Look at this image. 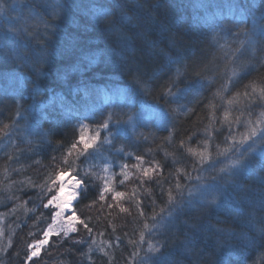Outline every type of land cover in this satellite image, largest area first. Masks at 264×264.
Segmentation results:
<instances>
[{
    "label": "trees",
    "instance_id": "1",
    "mask_svg": "<svg viewBox=\"0 0 264 264\" xmlns=\"http://www.w3.org/2000/svg\"><path fill=\"white\" fill-rule=\"evenodd\" d=\"M13 1L2 0L0 18V32L19 33L0 39L9 53L0 55V264H23L27 244L42 238L51 220L37 194L46 202L63 174L87 182L72 210L93 231L77 221L76 232L51 236L36 264H264V144L246 142L241 151L249 145L254 151L242 170L230 177L219 173L221 193L193 197L163 229L153 227L152 219L171 210L169 188L179 199L177 178L187 198L188 187L218 174L210 161L203 171L193 170L200 154L217 159L218 170L239 153L233 148L217 157V146L238 145L264 121V22L258 20L264 0H59L51 7V0ZM45 22L57 26L49 40ZM219 24L228 30H209ZM44 51L50 63L38 61L36 53ZM18 101L30 112L33 106L35 113L42 110L46 118L30 115L29 124L36 121L46 137L25 126L16 114ZM61 105L87 112L85 138L110 113L123 131L109 136L101 130L87 153L78 156V145L68 156L80 130L65 119ZM159 107L168 110L170 123L161 124ZM110 128L115 133L111 122ZM156 164L162 171L144 177L143 170ZM185 173L202 181H188ZM105 181L125 195L113 199V192H105L100 200ZM32 183L42 189L28 187ZM221 195V208L206 205ZM150 242L166 243L149 252Z\"/></svg>",
    "mask_w": 264,
    "mask_h": 264
},
{
    "label": "snow or ice",
    "instance_id": "2",
    "mask_svg": "<svg viewBox=\"0 0 264 264\" xmlns=\"http://www.w3.org/2000/svg\"><path fill=\"white\" fill-rule=\"evenodd\" d=\"M51 3L59 4V0H51L49 3V7H51ZM198 7H203V5H197ZM230 7H235L232 5H229ZM5 8L0 6V13H4ZM55 15H59V8L56 9ZM256 18V17H254ZM42 19V18H41ZM242 19V18H241ZM259 21L264 22V12H261L260 16L258 17ZM57 26L55 24H47L45 22V28H44V35L45 39L49 40L56 34ZM209 30L212 31L214 34H219L220 32H224L228 30L227 25L219 24V25H209ZM243 31V30H241ZM26 33V30H24ZM51 33V35H49ZM9 34L12 35H19L14 29L8 28L0 32V39H3L5 41L8 40ZM28 38L25 40V46L27 47L31 43V34H27ZM260 36L262 41H264V23L260 26ZM243 41L241 42V46H243ZM253 43V52H255L254 42ZM41 47H45L42 42H40ZM35 47V45H33ZM0 55H9V53L5 52L4 48L0 47ZM38 57V61L40 63H50V57L47 54L46 51L44 52H37L36 53ZM15 58V57H13ZM45 73L42 70L37 71V75H44ZM140 74V69L137 67L135 70L134 79L137 78ZM36 91V89H34ZM167 95V94H166ZM262 95H264V90H262ZM88 96V93L85 92V97ZM107 102V101H106ZM17 115L21 116V119L25 122V126L30 128L31 131L38 136L46 137L48 135V131L46 129H43L36 121H33L32 124H29V117L30 115L35 114L39 120H42L46 117L42 115L41 113H35V106H33L32 111L30 112L27 109H23V106L19 104V101L17 102ZM61 108L63 110V115L65 119L68 122H73L72 124L73 128H79V136L73 142L69 149H68V156H71L73 153V150H76L78 145L82 146V151L78 153L79 155H83L84 153H87L89 148L92 144H94L98 138L101 135V130H107L109 136L120 134L123 131V128L121 127V121L120 120H113L112 119V113L109 114L108 119L103 120L101 124H99L95 130V133L92 135H88L87 138H85V131L88 130L89 125L85 123L84 121L88 119L87 112H81L80 109L76 105H69L68 109L64 110L63 105H61ZM160 112L161 117V124H167L170 123L172 120V117L169 116L168 110L159 107L158 108ZM110 122L112 126L116 129L115 133H113L112 129L110 128ZM249 125H251V121L248 122ZM259 123V122H258ZM7 127V125H5ZM257 131L260 132L259 139L253 140V137L257 136ZM232 139L231 134L228 137H225V140L228 141ZM252 140L253 144H264V129H258L256 127H250L249 128V134L244 135L242 139L238 142V145L233 144L228 147H225L223 149H220L219 146H217V157H227L235 148L236 152L239 153V158L237 159H229L227 163L223 164L222 167H220L218 170L215 168V165L219 162L217 159L213 158L212 155L209 153L207 155L200 154V159L196 161L193 165V170H197V167H199V170L203 171L204 166L207 162H211L208 164V167L211 168L214 171H217V175H214L209 178V182L207 183H200L195 187H188L187 188V198L184 196V188L185 185H181L179 182V178H177L176 184H175V190L176 193L179 196V199H177L176 196L173 195L172 189L169 188L167 190V197H168V205L171 206V210H169L165 215H160L159 220L157 221L156 217L158 214H154L152 219L156 221V223L153 224V227H159L160 229H163L166 227V220L172 219L174 214H178L181 212L185 205H191L193 197H204L206 193L212 192V193H221L222 186L219 183V173H227V175L230 177L232 176L236 171H240L245 167V157L248 155L249 151H254L252 149L251 145H249L247 148H244L243 151H241V148L244 147L247 141ZM110 142V141H109ZM183 143V142H181ZM207 147V145H205ZM127 155H131V153H128ZM11 159V157H10ZM137 161H142L143 157L137 155L135 157ZM65 163L67 162V157L64 158ZM126 167V166H125ZM157 169H160L162 171L161 165L156 164L154 168H145L143 170L144 177H148L149 179H152V177L149 176V171H157ZM183 169H177V172H181ZM88 174L86 173V176ZM185 178L188 181H191L195 179L196 181H202L201 176H196L193 178L190 173H185ZM86 181L80 182L78 184L77 191H79L80 187H83L85 191H87L86 187ZM122 183V181H121ZM156 183L160 185L161 188V195H164L165 189L161 185V182L159 179L156 180ZM28 187L30 188H41L42 186L37 184H29ZM60 192H63V187L61 186L59 189ZM105 192H113V199H119L120 197L124 196L125 194L120 191H114L111 187H109L108 182L105 181L104 189L99 194V199L104 200L105 199ZM73 198H75V194H73ZM37 199L41 201V206L44 209H47L49 212V218L51 220V223L47 224V227L42 231V238L35 239L33 243L27 244V250L25 252L24 262L23 264H36V258L40 256V250L42 246L48 244V238L55 232L57 235H60L61 233L64 236H68V234L74 233L77 231V221L79 225H81L89 234L92 233L93 229L89 227L88 222L86 220H81L76 216V212L74 210H71V204L72 201L70 199H66L61 197L59 194L52 195L50 198L46 199V202H44V197L41 193L37 194ZM226 197L221 195L220 201L218 202L215 196L206 201V205L209 208H212L213 206L217 209L221 208L223 205L224 200ZM204 202V201H201ZM53 204L55 207L53 208ZM111 207V205H109ZM121 211H125L124 209H121ZM165 210L161 209V213H163ZM140 215H143V210H140ZM90 219V218H88ZM145 228L148 227L147 224L144 225ZM264 231V230H262ZM29 235H32L29 233ZM117 240H119V237H117ZM141 242L144 240V234L141 233L140 236ZM82 241H77V243H81ZM135 243V242H133ZM166 242L160 243L159 247L154 246L151 242L148 244V251L149 252H159L160 247H164ZM103 250V249H101ZM133 255H138V253H133Z\"/></svg>",
    "mask_w": 264,
    "mask_h": 264
},
{
    "label": "bare ground",
    "instance_id": "3",
    "mask_svg": "<svg viewBox=\"0 0 264 264\" xmlns=\"http://www.w3.org/2000/svg\"><path fill=\"white\" fill-rule=\"evenodd\" d=\"M59 182H60V187L61 186L63 187V192L58 191V194L61 197L66 198V199H70L73 202V200H74L73 194H75L76 189L78 188V184L66 175L61 176ZM71 206H72V204H71ZM52 207L54 208L55 205L53 204Z\"/></svg>",
    "mask_w": 264,
    "mask_h": 264
},
{
    "label": "rangeland",
    "instance_id": "4",
    "mask_svg": "<svg viewBox=\"0 0 264 264\" xmlns=\"http://www.w3.org/2000/svg\"><path fill=\"white\" fill-rule=\"evenodd\" d=\"M13 2H14V3H17L15 0H14ZM0 6H2V7L4 6L2 0H0ZM3 15H4L3 13H0V18H1ZM263 124H264V121H262V122L259 121V123H257L254 127H256V128H258V129H263ZM259 134H260V132L257 131V136H259ZM63 175H68V176H69V174H63ZM63 175H59V176L57 177V191H56L55 195L58 194V191H59V188H60V182H59V180H60V177L63 176ZM69 178L72 179V178H74V177H70V176H69ZM74 179H75V178H74ZM75 182H76L77 184H79V182H78L76 179H75ZM78 192H79V191H77V189H76V192H75V198H74L73 202H74L75 199L77 198ZM73 202H72V205H73ZM71 210H72V206H71ZM50 223H51V222H50ZM61 234H62V233H61ZM70 234H72V233L70 232L68 235H70ZM54 235H57V234L54 233V234H52L51 236H54ZM51 236H50V238H51ZM48 242H49V241H48ZM40 252H41V251H40Z\"/></svg>",
    "mask_w": 264,
    "mask_h": 264
},
{
    "label": "water",
    "instance_id": "5",
    "mask_svg": "<svg viewBox=\"0 0 264 264\" xmlns=\"http://www.w3.org/2000/svg\"><path fill=\"white\" fill-rule=\"evenodd\" d=\"M66 176H68V175H66ZM69 177V176H68ZM72 180H74L75 181V179L74 178H72ZM49 239H50V237L48 238V241H49ZM47 245V244H46ZM46 245H44V246H46ZM44 246H42V248L44 247ZM41 248V249H42ZM41 251V250H40Z\"/></svg>",
    "mask_w": 264,
    "mask_h": 264
}]
</instances>
